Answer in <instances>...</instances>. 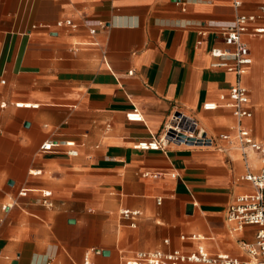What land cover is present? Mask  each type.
<instances>
[{
	"label": "crops",
	"instance_id": "crops-1",
	"mask_svg": "<svg viewBox=\"0 0 264 264\" xmlns=\"http://www.w3.org/2000/svg\"><path fill=\"white\" fill-rule=\"evenodd\" d=\"M233 1L0 0V264H83L90 249L97 264H123L141 250L200 245L248 259L244 244L260 227L235 231L227 220L253 190L241 153L227 141H219L227 151L139 147L181 112L209 136L235 132L221 97L229 100L236 76L211 68L210 49L225 46L217 30L239 12L261 14L250 29L264 27V0L238 9ZM66 19L75 26L60 24ZM244 40L253 63L243 124L263 138L264 34ZM208 101L219 106L205 109ZM133 109L145 119L128 120ZM40 189L52 191L53 206ZM124 208L141 212L135 226ZM191 234L201 238H181Z\"/></svg>",
	"mask_w": 264,
	"mask_h": 264
},
{
	"label": "built area",
	"instance_id": "built-area-1",
	"mask_svg": "<svg viewBox=\"0 0 264 264\" xmlns=\"http://www.w3.org/2000/svg\"><path fill=\"white\" fill-rule=\"evenodd\" d=\"M234 6L238 9L242 6L241 0H234ZM264 11V5L261 7ZM235 22L232 25L223 26L217 30L218 37L225 46H214L210 49L212 61L210 63L213 69H223L232 72L236 76V80L229 91V100L223 95L221 99L226 105L232 107L237 117V125L234 133H221L219 135H210L203 131L199 126L196 118L185 115L184 113H175L171 116L169 122L165 125L163 133L151 139H143L139 142L141 149L165 150L170 143L185 144L192 146L216 147L219 150H226L219 141H227L232 147L237 149L243 159L246 161L249 169L242 178L251 183L253 190L237 197L236 201L229 206L227 210V220L233 225L235 231H242L248 225H257L260 228L257 231L256 239L253 242L245 243L244 248L248 253V259L243 260L230 253L220 252L211 253L204 246L200 245L193 252H184L179 248L170 250L154 249L141 250L132 254L128 258H124L123 264H264V136L256 138L252 130L243 124L246 117H250L252 112L248 108L250 103L249 90L243 83V76L249 71L253 63L251 50L244 40L246 34L259 35L264 34V27H255L250 29V23L260 18L261 14L237 13ZM60 24L75 26L72 19L61 21ZM105 27V23H100ZM97 28H91L90 33L95 34ZM200 34L206 31L200 29ZM227 100V101H226ZM19 107H36L37 104L17 103ZM218 103L208 101L204 103L205 109H216ZM127 119L130 121H143L144 115L138 110L133 109L127 113ZM68 146H74L73 141L66 143ZM53 142L46 143V149L50 148ZM79 151L73 148L70 150L71 155H77ZM255 158L262 163L257 171L250 169L249 160ZM149 174V173H148ZM156 174L154 176H158ZM44 197L42 203L53 206V202L48 198L52 191L47 189L39 190ZM27 189L20 191L21 195H26ZM162 199H158L160 203ZM123 219L129 220L132 226L137 224V219L141 212L124 208L120 211ZM183 240H198L201 238L198 234L182 235ZM166 244L171 243L169 239H165ZM95 249L86 251L83 264H97L92 255Z\"/></svg>",
	"mask_w": 264,
	"mask_h": 264
}]
</instances>
